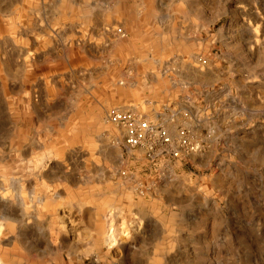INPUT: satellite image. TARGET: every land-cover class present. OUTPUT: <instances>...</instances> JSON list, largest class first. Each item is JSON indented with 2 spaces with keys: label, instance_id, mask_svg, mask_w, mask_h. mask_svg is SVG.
Masks as SVG:
<instances>
[{
  "label": "rangeland",
  "instance_id": "rangeland-1",
  "mask_svg": "<svg viewBox=\"0 0 264 264\" xmlns=\"http://www.w3.org/2000/svg\"><path fill=\"white\" fill-rule=\"evenodd\" d=\"M0 224V264H264V0H0Z\"/></svg>",
  "mask_w": 264,
  "mask_h": 264
},
{
  "label": "built area",
  "instance_id": "built-area-1",
  "mask_svg": "<svg viewBox=\"0 0 264 264\" xmlns=\"http://www.w3.org/2000/svg\"><path fill=\"white\" fill-rule=\"evenodd\" d=\"M108 119L112 124L124 129V140L127 147L134 149L147 145L149 151L153 154L156 152V145L159 144L162 153H167L174 158L181 157L179 150L172 149L173 137L167 128L156 125L131 110L119 108L110 109ZM151 140H156L157 142L152 144ZM180 142L182 146L188 147L189 142L185 131L180 133ZM196 148L192 147V149Z\"/></svg>",
  "mask_w": 264,
  "mask_h": 264
},
{
  "label": "bare ground",
  "instance_id": "bare-ground-1",
  "mask_svg": "<svg viewBox=\"0 0 264 264\" xmlns=\"http://www.w3.org/2000/svg\"><path fill=\"white\" fill-rule=\"evenodd\" d=\"M35 146H38L37 144H35ZM42 146V145H41ZM40 147V146H39ZM50 151V150H49ZM53 151V150H52ZM2 231V224H0V232ZM52 233V232H51ZM53 233H55V232H53ZM53 235L51 234V236H49L50 238H49V242H50V244L52 245V246H56L57 245V242H56V240H58V236H57V238H53L52 237ZM60 238V237H59ZM106 240H107V242H108V244H112V245H114L116 242H117V236L115 235V234H109L107 237H106Z\"/></svg>",
  "mask_w": 264,
  "mask_h": 264
}]
</instances>
